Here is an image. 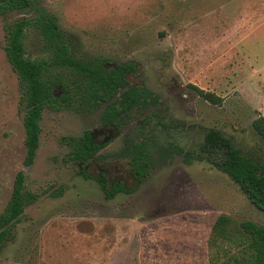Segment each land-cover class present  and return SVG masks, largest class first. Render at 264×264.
<instances>
[{
    "label": "rangeland",
    "instance_id": "1",
    "mask_svg": "<svg viewBox=\"0 0 264 264\" xmlns=\"http://www.w3.org/2000/svg\"><path fill=\"white\" fill-rule=\"evenodd\" d=\"M51 15L69 34L74 61H105L108 68L132 61L160 105L132 113L121 129L105 127L103 108L49 107L40 122V144L27 167L25 108L18 75L5 47V28L34 24ZM26 56H52L35 26L24 35ZM56 75L67 69L55 68ZM63 92L54 89L60 99ZM153 113L160 147L156 167L141 184L123 157L126 142ZM264 119V0H33L26 9L0 15V214L19 172L37 195L12 229L0 264H210L208 240L219 216L264 228V212L209 162L201 150L210 129L264 163V139L254 123ZM91 132L103 146L88 165L93 178L124 181L130 194L109 199L93 178L71 162L68 139ZM215 159V157H213ZM103 169H106L103 172Z\"/></svg>",
    "mask_w": 264,
    "mask_h": 264
},
{
    "label": "trees",
    "instance_id": "2",
    "mask_svg": "<svg viewBox=\"0 0 264 264\" xmlns=\"http://www.w3.org/2000/svg\"><path fill=\"white\" fill-rule=\"evenodd\" d=\"M33 0H0V15L23 10L32 5ZM29 25L35 26L44 44L50 49L51 57L32 60L26 56L24 35ZM5 51L12 70L18 75L21 88V103L25 108L24 128L26 131L25 165L30 167L35 160L40 144L41 119L49 107H68L78 105L83 111L94 114L103 108L102 123L121 129L125 117L135 109L158 106L160 99L146 87L128 88L127 76L136 72L132 61L108 68L105 61L83 63L74 61L69 52V34L60 30L56 18L45 15L32 24L20 20L7 26ZM55 68L67 69V75H56ZM60 88V99L54 96V89ZM160 120L157 113L153 114ZM159 123L163 124L161 121ZM165 126V124H163ZM254 128L264 139V119L254 123ZM143 136V140L141 137ZM71 162L87 165L96 159L102 149L85 132L81 137L68 139ZM123 157L129 162L141 184L147 179L152 168L156 167L153 154L165 155L168 150L182 155L186 162H192V155L170 145L160 147L156 135L138 132L131 142H126ZM201 150L208 155L216 169L227 175L260 211L264 212V163L245 155L233 142L220 131L210 129L206 132ZM215 157V159L213 158ZM167 158V155L162 157ZM80 174L89 179L84 170ZM93 178V177H91ZM106 197L111 199L119 193L130 194L123 185L110 184L102 175L93 178ZM25 175L19 172L14 181L13 192L4 212L0 214V254L12 239V229L33 204L37 195L25 189ZM208 246L210 264H264V228L251 221H235L221 215L214 224Z\"/></svg>",
    "mask_w": 264,
    "mask_h": 264
},
{
    "label": "flooded vegetation",
    "instance_id": "3",
    "mask_svg": "<svg viewBox=\"0 0 264 264\" xmlns=\"http://www.w3.org/2000/svg\"><path fill=\"white\" fill-rule=\"evenodd\" d=\"M138 70H137V66H136V72L135 73H129L128 74V76H127V79H128V84H129V86H128V88L130 87H132V88H137V87H146L145 85H142V84H137V85H135V86H132L131 84H130V81H129V76H133V77H135V76H138ZM147 88V87H146ZM148 89V88H147ZM160 105V104H159ZM158 105V106H159ZM158 106H156V108H158ZM150 106H147L146 108H142V109H140V110H145V109H148ZM139 109H135V112L136 111H140ZM154 114V113H153ZM131 115V114H130ZM130 115H128V116H130ZM127 116V117H128ZM126 118V117H125ZM154 117H152V115H151V117H148L147 119H145L144 120V122L140 125V129H136L135 130V137H137L138 136V132H143V131H145V132H149L150 131V127H152V124H153V120L155 119H153ZM157 122L159 123V120H157ZM163 122V121H162ZM105 127H108V126H105ZM112 127H114V126H112ZM114 128H116V127H114ZM117 129V128H116ZM141 140H143V136L141 137ZM97 143V142H96ZM98 145H100L99 143H97ZM100 146H102V145H100ZM102 149H103V146H102ZM101 149V150H102ZM100 150V151H101ZM90 163V162H89ZM88 165L89 164H87V165H85V167L82 169V170H84L86 173H88L89 174V172H88V170H87V168H88ZM129 167H130V165H129ZM105 170L106 169H103V172H105ZM130 170H131V174H132V176H133V178L138 182V184H140L141 182L138 180V175L137 174H135L134 172H133V170H132V168L130 167ZM102 175H105V173H101L98 177H100V176H102ZM106 176V175H105ZM98 177H95V178H98ZM108 179V178H107ZM109 181V180H108ZM111 184V183H110ZM112 184H117V185H123L125 188H126V184H125V182L124 181H115V182H113ZM127 189V188H126Z\"/></svg>",
    "mask_w": 264,
    "mask_h": 264
}]
</instances>
